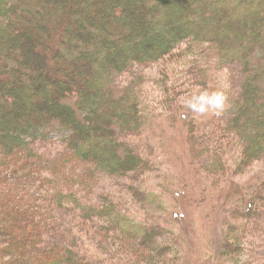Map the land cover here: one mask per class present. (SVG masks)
<instances>
[{
	"label": "trees",
	"instance_id": "obj_1",
	"mask_svg": "<svg viewBox=\"0 0 264 264\" xmlns=\"http://www.w3.org/2000/svg\"><path fill=\"white\" fill-rule=\"evenodd\" d=\"M203 48L208 59L194 53ZM162 60H180L195 95L212 88L205 70L214 62L241 67L232 108L188 123L190 152L206 175L234 145L245 150L244 163L264 157V0H0V264H108L89 246L98 222L119 214L111 200L99 209L84 198L100 189L99 173L131 179L152 167L122 139L147 128L144 88L136 76L123 88L115 79ZM188 83L169 84L161 103L171 107ZM43 142L67 153L48 156ZM78 162L91 171L76 170ZM243 195L237 218H256L264 191ZM235 225L223 264H242L234 257L249 223ZM159 234L140 226L134 237L160 244Z\"/></svg>",
	"mask_w": 264,
	"mask_h": 264
},
{
	"label": "rangeland",
	"instance_id": "obj_2",
	"mask_svg": "<svg viewBox=\"0 0 264 264\" xmlns=\"http://www.w3.org/2000/svg\"><path fill=\"white\" fill-rule=\"evenodd\" d=\"M204 46L209 48V44ZM204 49L196 50L195 55L208 59L212 51L203 52ZM179 62L172 64L162 60L137 65L131 73L118 74L115 79L123 88L127 80L136 76L144 88L141 100L149 118L147 128L140 135L127 137L122 134V139L148 158L152 167L145 174L133 175L131 179L102 173L94 177L100 189L85 196V203L101 209L105 204L108 207L111 200V207L119 218L99 221L101 234L89 248L93 254L105 257L108 264H223L220 255L229 234L228 225L249 223L246 247L242 256L237 255L234 259L242 264H264V201L258 206L260 213L256 218L238 219L235 213L243 202V192L260 195L264 191V157L244 163L245 150L241 145H234L217 161L220 167L215 166L213 160L208 174L202 171L200 162L199 165L195 162L199 159H194L190 152L188 123L207 119L186 103L187 98L195 96L196 90H188L192 79L183 78ZM215 63L217 61L205 70L209 72L212 86L207 90L223 89L229 92L231 101L238 98L244 79L241 67L228 65L220 68ZM179 82L189 83L176 96L173 105L165 107L161 98L167 94L166 89L169 84ZM186 113L189 115L185 116ZM40 149L52 157L63 156L68 150L56 142H43ZM77 164L76 170L91 171L85 164ZM216 168L219 173H215ZM112 203L116 206L113 207ZM243 210L250 215L248 210ZM75 222L85 238L83 245H86L90 239L83 235L84 228ZM125 226L134 230L126 232ZM140 226L151 230L156 228L162 236L160 244L138 242L139 238L134 234ZM257 228L263 242L256 236ZM166 246L172 250H165ZM229 256H225V260L230 259Z\"/></svg>",
	"mask_w": 264,
	"mask_h": 264
},
{
	"label": "clouds",
	"instance_id": "obj_3",
	"mask_svg": "<svg viewBox=\"0 0 264 264\" xmlns=\"http://www.w3.org/2000/svg\"><path fill=\"white\" fill-rule=\"evenodd\" d=\"M188 106L201 116L224 115L231 107V96L223 89L204 90L186 99Z\"/></svg>",
	"mask_w": 264,
	"mask_h": 264
}]
</instances>
